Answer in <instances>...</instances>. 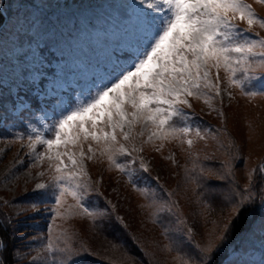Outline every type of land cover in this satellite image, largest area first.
<instances>
[{"label":"rangeland","instance_id":"rangeland-1","mask_svg":"<svg viewBox=\"0 0 264 264\" xmlns=\"http://www.w3.org/2000/svg\"><path fill=\"white\" fill-rule=\"evenodd\" d=\"M132 2L135 0H0V11L5 19L4 27L0 29V78L6 79L9 85L0 87V133L5 136L0 139V208L7 220L11 219L10 224L16 231V264H33L38 252L37 264H44L47 254L40 251V241L47 242L50 225L54 236L67 229L68 235L83 242L94 253L79 257V264H90L88 262L95 259L122 264L119 259L107 258L92 247L90 237L98 231V222L102 219L93 221L69 208L64 220H54L50 212L43 211V205L39 215L30 210L20 215L16 213L24 206L25 198L32 195L35 184L47 182L52 174L46 158L37 161L29 156V126L48 138L51 133L46 126L52 125L64 109L86 100L90 92L95 91V83L106 75L117 59L126 61L127 45L133 38V30L110 6ZM244 3L251 6L260 20H264V3L258 0H244ZM233 23L250 38L264 39V27L259 23L251 28L239 19ZM38 48L45 50V63L42 65H38L34 57ZM256 51L264 49L258 46ZM36 66L48 70L47 83L42 92L37 95L34 89H20L17 94L12 81ZM209 71L215 83L216 69ZM256 74L261 75L260 72ZM219 75L220 97H216L214 91L202 89L200 98H188L190 107L178 106L186 118L173 117L174 126L188 127L187 136L156 139L149 143L152 129L137 127L134 130L136 147L142 148V151L133 153L135 164H129L131 158L124 156H117L116 159L135 169V188L123 172L109 163L108 156L102 154L101 147L90 138L73 149L79 153L82 148L85 157H91L83 160V179L96 192L86 197V205L106 210L120 227L124 230L126 227L128 233H146L150 238L147 244L150 243L151 259L157 264H171L173 257L195 259L196 244L208 237L214 230V222L226 218L230 210L226 205L222 218L218 216L199 233L195 231L192 223L194 216L187 219L194 207L189 180L194 163L196 171H199L200 165L220 168L229 154L239 149L241 159L235 167L239 190L243 191L248 183L250 171L255 173L256 190L264 185V174L259 172L264 162V96L243 95L240 87L227 82L223 70ZM221 111L224 117L220 116ZM11 117L19 123H9ZM141 132L142 136L139 135ZM16 134H22L23 139L16 140ZM118 138L121 144L132 147L122 137ZM89 147L93 152L88 151ZM63 150L61 147L60 151ZM37 152L46 153L47 149L37 145ZM63 159L67 162V157ZM141 161L149 169L148 172L142 170ZM213 182L217 183L216 191L227 186L225 181L208 180L212 186ZM162 201L179 205L183 219L193 229L192 239L188 238L184 226L179 225L174 216H169L171 219L164 225L170 237L166 239L164 232L150 222L149 216L139 211L144 205V210L150 213L154 211L150 206ZM73 203L72 197H67V205ZM130 214L135 220H131ZM33 216L35 218L30 219ZM143 218V222L139 221ZM258 220L257 215V224ZM169 244H172L171 252L164 250ZM224 253L228 258L223 264L235 259L248 264H261L264 260V233L257 227L253 233H242L237 239L230 238ZM56 255L53 253L47 264H54Z\"/></svg>","mask_w":264,"mask_h":264},{"label":"snow or ice","instance_id":"snow-or-ice-1","mask_svg":"<svg viewBox=\"0 0 264 264\" xmlns=\"http://www.w3.org/2000/svg\"><path fill=\"white\" fill-rule=\"evenodd\" d=\"M258 2L264 3V0ZM110 7L119 12L123 22L133 30V38L127 45V59L125 62L117 59L106 75L95 83V91L90 92L86 100L64 109L52 125L46 126L51 133L48 138L29 126V156L37 161L46 158L52 174L47 182L35 184L32 195L25 198L24 206L16 215L29 210L39 215L43 205V211L50 212L54 220H64L69 208L93 221L110 217L106 210L86 205V197L96 192L83 179V160L91 157H85L82 148L79 153L73 149L90 138L101 147L102 154L108 156L109 163L123 172L135 188V169L126 167L116 157L131 158L128 163L135 164L133 153L142 151L135 143L134 130L137 127L152 129L149 143L156 139L187 136L188 127L174 126L173 117L186 118L178 106L190 107L188 98H200L202 89L214 91L215 96L220 97L221 70L227 82L240 87L243 95L264 96V51H256L258 46L264 49V39L250 38L233 23L239 19L249 28L256 23L264 27V20H260L244 0H135ZM44 51L38 48L34 54L38 65L45 63ZM211 68L216 69L215 83L210 77ZM47 71L42 66L29 68L12 81V87L17 94L20 89H34L39 95L47 83ZM8 86V81L0 78V87ZM219 114L224 117L223 111ZM139 135L142 136L143 132ZM196 135H200L199 131ZM118 137L131 143L132 147L121 144ZM14 138L22 140L23 135L16 134ZM188 143L191 145V141ZM37 145L45 146L47 152H37ZM61 147L63 151H60ZM88 151L93 152V149L89 147ZM63 157H67V162ZM240 159V150L237 149L229 154L220 168L200 165L196 171L194 163L189 176L193 215L206 212L211 199L216 196L223 197L230 210L226 218L214 222L211 234L196 244L195 259L173 257L171 264H219L218 257L226 251L234 230L238 229L236 234L239 235L253 233L258 227L264 233V185L257 191L255 173L250 171L248 183L243 191L239 190L235 167ZM141 168L144 172L149 171L142 161ZM259 172L264 174V162ZM210 178L225 181L227 187L217 192L215 186L208 183ZM69 196L74 201L72 205H67ZM150 207L154 209L149 213L150 219L174 216L177 223L184 226L188 238L192 239L193 229L183 219L178 204L162 201L154 202ZM249 216L252 219H248ZM11 222L9 219L8 223ZM155 222L159 223V219ZM164 236L170 239L168 229L164 230ZM40 243V251L47 254L44 264L52 259L53 253L57 254L54 264H79V257L94 254L83 242L68 235L67 229L54 236L51 225L47 242L41 240ZM164 250L171 252L172 244L166 245ZM38 258L39 252L33 264H37ZM0 264H6V261L0 259ZM122 264H127V261ZM228 264L248 262L235 259Z\"/></svg>","mask_w":264,"mask_h":264},{"label":"trees","instance_id":"trees-1","mask_svg":"<svg viewBox=\"0 0 264 264\" xmlns=\"http://www.w3.org/2000/svg\"><path fill=\"white\" fill-rule=\"evenodd\" d=\"M4 16L2 12L0 11V29L4 27ZM12 121L9 123H19L16 119L13 117ZM4 134L0 133V139H4ZM187 160H183L185 162ZM216 182H213V185L216 186ZM227 186L224 188H218V192H222L225 190ZM228 205L227 201L224 200L223 197L217 196V198L213 197L210 201V207L209 209L204 212L202 215L194 216L193 212L189 213L190 216L187 217V219L190 220L191 216H194L192 219V223L194 224V229L196 232L199 233V231L207 226L211 221H213L215 218L220 216V218L223 217V213L225 210V206ZM219 207V208H218ZM129 212V208L127 209ZM140 212L146 213L149 216V212H146L144 210V205L139 209ZM251 216L248 217V219ZM130 218L133 221L135 220V217H133L130 214ZM159 219V223H156V219ZM171 219L169 215H164L163 217H152L150 219V222L158 227L160 232H164L165 223L168 222ZM186 220V219H185ZM222 220V219H221ZM139 221H144L143 219H140ZM190 223V222H189ZM124 227V226H123ZM98 231L92 233V236L90 237L92 242V247L96 249L100 254L104 255L107 258L111 259H119V261L122 263L124 260L127 261V264H157V262L153 261L151 258L153 256L149 252V242L147 244V241L150 240L149 236H147L144 232H138L139 235H137V232H129L126 231L120 227L116 220L113 219L112 216L105 217L102 220H99ZM138 229H136L137 231ZM140 230H142L140 228ZM238 229L234 230L233 232V238L237 239L239 235L236 234ZM158 233V232H156ZM119 236V240H118ZM174 235H172L173 237ZM156 235H154V238ZM15 238H16V231L12 228V225L8 223V220L6 218V214L3 212L2 208H0V245H3L4 247H1L0 249V259H3L6 261V264H16L15 257H14V250H15ZM152 236V239H154ZM174 238V237H173ZM113 248L116 250L114 251ZM235 249V248H234ZM146 252V253H145ZM146 254V256H144ZM226 253H221L218 259L220 260L219 264H223L226 260ZM155 260V259H154ZM101 260H90L88 263L90 264H110L108 261L106 262H100Z\"/></svg>","mask_w":264,"mask_h":264}]
</instances>
